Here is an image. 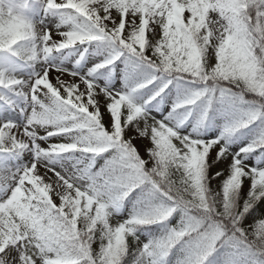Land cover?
Listing matches in <instances>:
<instances>
[{
    "label": "snow or ice",
    "instance_id": "6c2138e0",
    "mask_svg": "<svg viewBox=\"0 0 264 264\" xmlns=\"http://www.w3.org/2000/svg\"><path fill=\"white\" fill-rule=\"evenodd\" d=\"M0 264H264V0H0Z\"/></svg>",
    "mask_w": 264,
    "mask_h": 264
}]
</instances>
